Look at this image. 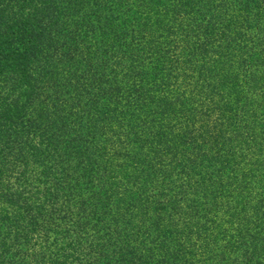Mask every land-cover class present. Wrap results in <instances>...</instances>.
<instances>
[{
    "label": "trees",
    "instance_id": "1",
    "mask_svg": "<svg viewBox=\"0 0 264 264\" xmlns=\"http://www.w3.org/2000/svg\"><path fill=\"white\" fill-rule=\"evenodd\" d=\"M0 264H264V0H0Z\"/></svg>",
    "mask_w": 264,
    "mask_h": 264
}]
</instances>
